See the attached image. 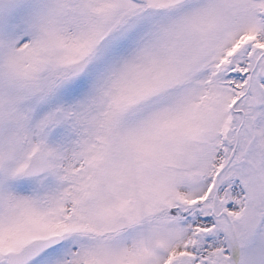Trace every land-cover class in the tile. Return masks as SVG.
Segmentation results:
<instances>
[{
	"label": "snow or ice",
	"instance_id": "6c2138e0",
	"mask_svg": "<svg viewBox=\"0 0 264 264\" xmlns=\"http://www.w3.org/2000/svg\"><path fill=\"white\" fill-rule=\"evenodd\" d=\"M0 264H264V0H0Z\"/></svg>",
	"mask_w": 264,
	"mask_h": 264
}]
</instances>
